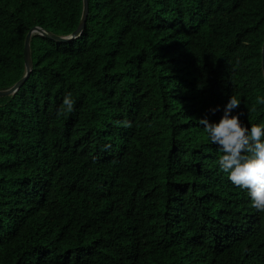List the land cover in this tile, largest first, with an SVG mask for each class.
<instances>
[{
    "label": "trees",
    "instance_id": "16d2710c",
    "mask_svg": "<svg viewBox=\"0 0 264 264\" xmlns=\"http://www.w3.org/2000/svg\"><path fill=\"white\" fill-rule=\"evenodd\" d=\"M87 1L79 36L33 34L0 96V264H264V212L198 123L231 95L264 124V0ZM81 12L0 0V90L30 28L65 36Z\"/></svg>",
    "mask_w": 264,
    "mask_h": 264
},
{
    "label": "clouds",
    "instance_id": "9594fccd",
    "mask_svg": "<svg viewBox=\"0 0 264 264\" xmlns=\"http://www.w3.org/2000/svg\"><path fill=\"white\" fill-rule=\"evenodd\" d=\"M62 103L65 110H73L74 100L70 93L64 96ZM240 103L230 95L217 121L209 122L207 117H202L198 123L208 142L218 146L221 153L218 168L227 174L233 185L247 192L253 209L264 212V124H243L233 112ZM258 103L264 104V97L258 98Z\"/></svg>",
    "mask_w": 264,
    "mask_h": 264
},
{
    "label": "water",
    "instance_id": "95a60500",
    "mask_svg": "<svg viewBox=\"0 0 264 264\" xmlns=\"http://www.w3.org/2000/svg\"><path fill=\"white\" fill-rule=\"evenodd\" d=\"M87 14H88V1L82 0V12H81L80 21H79L77 27L70 34L65 35V36L55 35V34L49 32L48 30L43 29L42 27H39V26H33L32 28H30L29 31L25 35L24 46H23L25 73L12 86H10L7 89L0 90V96H4V95L14 93L16 90H18V88L22 85V83L28 77V75L31 71V68H32V62H31V58H30V39H31V36L33 34H35V33L41 34V35L47 36V37L52 38V39L59 41V42H65V41L74 39L77 36H79V34L84 29ZM261 53H262L263 78H264V42L262 45Z\"/></svg>",
    "mask_w": 264,
    "mask_h": 264
}]
</instances>
